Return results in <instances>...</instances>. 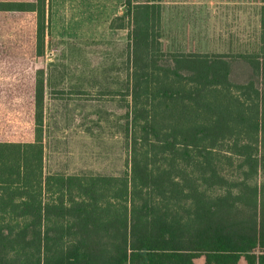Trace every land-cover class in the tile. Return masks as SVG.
I'll return each mask as SVG.
<instances>
[{
	"label": "trees",
	"instance_id": "obj_1",
	"mask_svg": "<svg viewBox=\"0 0 264 264\" xmlns=\"http://www.w3.org/2000/svg\"><path fill=\"white\" fill-rule=\"evenodd\" d=\"M170 1L124 0L110 23L130 102L108 176L45 173L49 0H0V264H264V0L221 51L167 50ZM22 92L25 133L1 108Z\"/></svg>",
	"mask_w": 264,
	"mask_h": 264
},
{
	"label": "rangeland",
	"instance_id": "obj_2",
	"mask_svg": "<svg viewBox=\"0 0 264 264\" xmlns=\"http://www.w3.org/2000/svg\"><path fill=\"white\" fill-rule=\"evenodd\" d=\"M123 3L117 0L116 15L122 12ZM243 8L244 0L170 1L163 14L167 50L200 46L221 51L230 33L233 43L243 40L254 20ZM111 16L114 14H102V20ZM93 42L85 47L56 40L45 45L46 87L62 92L46 97V174L120 176L127 170L122 130L124 105L130 102L125 94V86L129 88L127 31H114L110 39ZM23 57L30 54L23 53ZM0 81L7 82L9 77L2 76ZM1 108L7 124L15 112L16 119L20 113L21 123L17 124L23 133L31 126L26 120L30 109L23 92L20 101L17 98Z\"/></svg>",
	"mask_w": 264,
	"mask_h": 264
},
{
	"label": "crops",
	"instance_id": "obj_3",
	"mask_svg": "<svg viewBox=\"0 0 264 264\" xmlns=\"http://www.w3.org/2000/svg\"><path fill=\"white\" fill-rule=\"evenodd\" d=\"M117 0H52L49 3L48 31L46 45L49 41H60V44L79 43L77 45L85 47L93 41H103L110 39L114 31L126 29H111V21L116 15ZM123 11V5H122ZM104 22L102 14H111ZM122 13V12H121ZM120 13V14H121ZM82 15V16H81ZM103 21V22H102ZM127 31V30H126ZM95 44V42H93ZM83 53L87 54L85 50ZM58 89V88H57ZM54 87H46L44 93V120L43 139L46 135L45 108L46 97L51 93H62ZM125 86V94L128 98V90ZM59 91V92H56ZM114 93V92H113ZM56 98V97H55ZM54 98V99H55ZM130 98V96H129ZM53 99V100H54ZM130 101V100H129ZM45 149V146H44Z\"/></svg>",
	"mask_w": 264,
	"mask_h": 264
}]
</instances>
